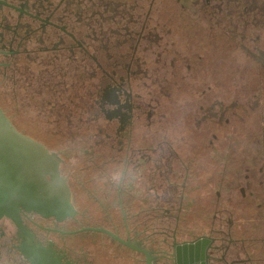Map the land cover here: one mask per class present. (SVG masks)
Returning <instances> with one entry per match:
<instances>
[{
	"label": "flooded vegetation",
	"instance_id": "af4514ba",
	"mask_svg": "<svg viewBox=\"0 0 264 264\" xmlns=\"http://www.w3.org/2000/svg\"><path fill=\"white\" fill-rule=\"evenodd\" d=\"M0 109L68 192L0 264H264V0H0Z\"/></svg>",
	"mask_w": 264,
	"mask_h": 264
},
{
	"label": "water",
	"instance_id": "95a60500",
	"mask_svg": "<svg viewBox=\"0 0 264 264\" xmlns=\"http://www.w3.org/2000/svg\"><path fill=\"white\" fill-rule=\"evenodd\" d=\"M64 202L68 203V192L59 178L56 156L18 133L0 109V217L13 215L17 207H34L41 215L59 218L66 213L44 206ZM185 257V251L178 252L176 264H188Z\"/></svg>",
	"mask_w": 264,
	"mask_h": 264
},
{
	"label": "rangeland",
	"instance_id": "374dc122",
	"mask_svg": "<svg viewBox=\"0 0 264 264\" xmlns=\"http://www.w3.org/2000/svg\"><path fill=\"white\" fill-rule=\"evenodd\" d=\"M252 125H254V119H253V124H252L250 123V120L248 118H244L239 124V126L236 128L237 130V140H236L237 143L235 146V149H237L236 159L242 157L243 155V152H244L243 148L246 143L245 136L247 132H249Z\"/></svg>",
	"mask_w": 264,
	"mask_h": 264
},
{
	"label": "clouds",
	"instance_id": "9594fccd",
	"mask_svg": "<svg viewBox=\"0 0 264 264\" xmlns=\"http://www.w3.org/2000/svg\"><path fill=\"white\" fill-rule=\"evenodd\" d=\"M116 177H114V179H115Z\"/></svg>",
	"mask_w": 264,
	"mask_h": 264
},
{
	"label": "bare ground",
	"instance_id": "6f19581e",
	"mask_svg": "<svg viewBox=\"0 0 264 264\" xmlns=\"http://www.w3.org/2000/svg\"><path fill=\"white\" fill-rule=\"evenodd\" d=\"M186 252V251H185Z\"/></svg>",
	"mask_w": 264,
	"mask_h": 264
}]
</instances>
